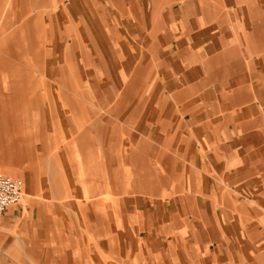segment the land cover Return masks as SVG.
<instances>
[{
  "label": "crops",
  "instance_id": "0c3cea01",
  "mask_svg": "<svg viewBox=\"0 0 264 264\" xmlns=\"http://www.w3.org/2000/svg\"><path fill=\"white\" fill-rule=\"evenodd\" d=\"M19 1L12 10L0 0V164L31 150L24 134L41 102L27 63L31 0ZM145 2L57 0L52 31L63 48L45 55L57 92H70L64 72L77 64L93 99L84 103L102 110L73 144L91 178L116 172L89 184L117 189L116 217L103 198L86 201L85 213L77 195L67 213L57 196L38 198L40 208L18 203L5 215L6 239L19 225L40 231V245H2L0 264H264V0ZM65 98L43 103L55 132L71 123L65 108L80 104ZM52 220L69 222L68 254L43 245Z\"/></svg>",
  "mask_w": 264,
  "mask_h": 264
},
{
  "label": "rangeland",
  "instance_id": "374dc122",
  "mask_svg": "<svg viewBox=\"0 0 264 264\" xmlns=\"http://www.w3.org/2000/svg\"><path fill=\"white\" fill-rule=\"evenodd\" d=\"M6 4L12 1L11 9L15 10L19 7V0H4ZM70 1V0H69ZM146 6H148V0H145ZM19 2V3H18ZM67 4V0H66ZM166 4V3H165ZM164 4V5H165ZM68 5V4H67ZM73 6V5H72ZM57 0H31L28 3L26 17L32 23L34 28V41L36 42L35 51L28 54V67L34 70L36 74V79L40 80V91H41V102L40 107L32 108L30 110V115L34 120L33 125L29 126L28 132L24 134L26 138H30L32 147L31 150H27L23 156L11 157L12 163H2L0 164V174L9 176L15 179H19L23 182V198L19 202L25 206V208L33 207V205L40 208V197H52L57 196V211L60 208L62 213L69 212L68 208L70 205H65L70 201V198H74L76 195L84 200H81L82 212L85 213L86 201H95L97 198L100 200L103 198L108 201L109 214L116 217L118 211L117 205V189L109 188L106 189H93L89 186L92 181L100 182L101 180H117V174L114 173H99L97 178H91L90 174L83 172L86 169L85 162L87 158L80 153V150L73 144L74 138L78 130H84L86 127L95 126L93 123L100 119V108H91V104L86 105L84 102L93 100L91 93H87L86 86L83 78L80 76V66L77 64H72L67 68V72H64L65 76L69 79L71 83L70 92H57L59 89L58 85L52 83V71L51 67L54 64V60L48 61L46 67L45 55H52L54 51L61 50L63 46L58 44V37L53 39L52 31V18L58 15ZM98 19H102L103 16L98 13ZM101 21V20H100ZM57 42V43H56ZM40 57V59H39ZM58 60V59H57ZM81 64V62L79 61ZM43 84L49 87L50 91L52 87L53 92H45ZM56 86V87H55ZM64 89V88H63ZM68 92V93H67ZM70 95L74 101L79 102L76 109L65 108L68 113L71 123L65 120L64 127L59 128L58 132L54 131L53 120L50 116L44 114L43 103L49 100L53 101H64L65 96ZM68 106V104H66ZM75 112V113H74ZM78 113V114H76ZM87 114V115H86ZM93 114V116H92ZM78 116V117H77ZM56 120V119H55ZM94 147V152L96 157L94 159L101 162V149L102 142L96 140ZM104 147V146H103ZM127 176H131L130 173H125ZM79 180V181H78ZM29 184V185H28ZM88 186V187H87ZM29 187V188H28ZM33 188V189H32ZM32 189V196H28L27 192ZM90 206V205H89ZM17 207V204L12 205L8 208L5 215ZM46 209V217L53 218V213L55 212L53 206H48ZM100 206L97 208L99 209ZM24 214H27L25 210ZM3 216L0 220V248L2 245L6 244H31L38 243L40 245V231H32V233L27 229L23 228L21 231V226H16L13 229L7 230V239L5 236L6 229L4 228L3 222L6 220V216ZM66 216V215H65ZM117 219V218H116ZM115 219V221H116ZM40 223V222H39ZM118 224H122V221H116ZM19 224V223H18ZM78 224L86 227L85 221H78ZM68 221H55L52 220L49 224V231L46 232L45 240L43 244L46 249L53 250L60 246L61 250L65 254L69 253L71 249V243L75 242L74 237H70ZM82 250H77L76 255H82ZM58 255V253H57ZM115 259H110L114 262ZM3 264L5 263V258L2 259ZM18 264H24L22 261L18 260ZM10 264V263H7ZM28 264H37L35 261L29 262Z\"/></svg>",
  "mask_w": 264,
  "mask_h": 264
},
{
  "label": "built area",
  "instance_id": "2783aa9c",
  "mask_svg": "<svg viewBox=\"0 0 264 264\" xmlns=\"http://www.w3.org/2000/svg\"><path fill=\"white\" fill-rule=\"evenodd\" d=\"M23 191L21 180L0 174V220L10 206L22 200Z\"/></svg>",
  "mask_w": 264,
  "mask_h": 264
},
{
  "label": "bare ground",
  "instance_id": "6f19581e",
  "mask_svg": "<svg viewBox=\"0 0 264 264\" xmlns=\"http://www.w3.org/2000/svg\"><path fill=\"white\" fill-rule=\"evenodd\" d=\"M8 44V43H7ZM21 54V53H20ZM19 67H21L20 65H19ZM24 69V68H23ZM23 69H22V71H23ZM4 70H5V68H4ZM25 70V69H24ZM22 71H19V72H22ZM25 72V71H24ZM23 73V72H22ZM22 73H20V74H22ZM26 73H27V71H26ZM24 74V73H23ZM21 77H23L24 79H25V77L24 76H21ZM36 77V76H35ZM20 78V77H19ZM23 78H21V79H23ZM20 80V79H19ZM25 83V82H24ZM20 84V83H19ZM34 85V84H33ZM22 87V86H21ZM20 87V88H21ZM14 89V88H13ZM18 89V88H17ZM22 89V88H21ZM39 89V88H38ZM24 90H25V87H24ZM34 90V89H33ZM36 90V89H35ZM21 91V90H20ZM13 92V91H12ZM24 92V91H23ZM19 98H21V97H19ZM34 100V99H33ZM1 114H2V112H1ZM2 116V115H1ZM3 120V119H2ZM6 126V125H5ZM1 148V147H0ZM5 149V148H4Z\"/></svg>",
  "mask_w": 264,
  "mask_h": 264
}]
</instances>
